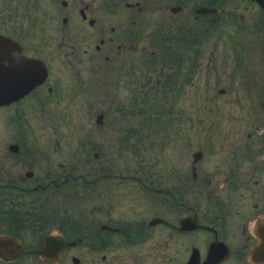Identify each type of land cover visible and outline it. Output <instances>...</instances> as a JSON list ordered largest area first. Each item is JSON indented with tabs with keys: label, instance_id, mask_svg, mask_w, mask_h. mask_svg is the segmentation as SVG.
I'll return each mask as SVG.
<instances>
[{
	"label": "flooded vegetation",
	"instance_id": "af4514ba",
	"mask_svg": "<svg viewBox=\"0 0 264 264\" xmlns=\"http://www.w3.org/2000/svg\"><path fill=\"white\" fill-rule=\"evenodd\" d=\"M0 80V234L264 264V0H0Z\"/></svg>",
	"mask_w": 264,
	"mask_h": 264
},
{
	"label": "water",
	"instance_id": "95a60500",
	"mask_svg": "<svg viewBox=\"0 0 264 264\" xmlns=\"http://www.w3.org/2000/svg\"><path fill=\"white\" fill-rule=\"evenodd\" d=\"M3 90H4V85L0 81V100L3 98L2 97ZM64 245H65L64 241L61 237L59 236L54 237L50 235L42 240L40 249H36L35 252H37L39 257L43 259L45 262L48 261L57 262L64 252L65 249ZM259 250L261 251V253L259 254L260 255L259 260H264V246H261ZM22 252L23 249L21 248V244L16 238H13L9 235L0 236V260L15 261L17 256Z\"/></svg>",
	"mask_w": 264,
	"mask_h": 264
},
{
	"label": "rangeland",
	"instance_id": "374dc122",
	"mask_svg": "<svg viewBox=\"0 0 264 264\" xmlns=\"http://www.w3.org/2000/svg\"><path fill=\"white\" fill-rule=\"evenodd\" d=\"M75 116H78L79 118H81V116H79L78 114H76ZM3 127H4L3 122L0 119V137H4ZM86 208L89 209L90 206L86 207ZM107 252L109 253V255H111L110 251H107ZM71 254L81 258L80 264H93L90 261L92 259H96V260L98 259L96 254L92 256L91 253H88V252L84 251L83 249L74 250L73 252H71ZM12 264H43V263L40 262L39 259H34V257H32V256H26V257L19 258L18 261H16L15 263H12ZM59 264H73V263L71 262L70 258H67V260L62 261ZM102 264H103V262H102Z\"/></svg>",
	"mask_w": 264,
	"mask_h": 264
}]
</instances>
